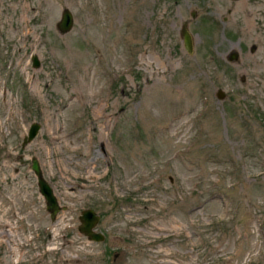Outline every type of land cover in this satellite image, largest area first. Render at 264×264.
<instances>
[{"label":"rangeland","instance_id":"rangeland-1","mask_svg":"<svg viewBox=\"0 0 264 264\" xmlns=\"http://www.w3.org/2000/svg\"><path fill=\"white\" fill-rule=\"evenodd\" d=\"M3 211L0 264H264V0H0Z\"/></svg>","mask_w":264,"mask_h":264},{"label":"water","instance_id":"water-1","mask_svg":"<svg viewBox=\"0 0 264 264\" xmlns=\"http://www.w3.org/2000/svg\"><path fill=\"white\" fill-rule=\"evenodd\" d=\"M72 23V14L68 8H62L59 16V20L56 22L57 29L60 32H64L68 30ZM180 35L184 49L187 52H192V36L183 24L180 28ZM237 56L236 51H231L229 53L228 58L230 60L235 59ZM30 61L32 66H38L39 61L36 54L30 55ZM219 95H221L219 91ZM40 124L38 121H31L26 129L25 134L22 136L20 141V146H24L28 141H30L35 134L37 133ZM29 167L32 169L33 173L36 176V184L39 193L43 196L45 201V208L48 210L50 218H53L56 212L60 209L56 198L52 192L51 186L48 181L43 177L40 166L38 164V160L35 156L30 157ZM79 224L77 228L79 231L83 232L89 239L92 240H102L104 235L94 230V225L99 219L98 213H96L92 208H83L80 210L78 214ZM14 264H22V263H14Z\"/></svg>","mask_w":264,"mask_h":264},{"label":"bare ground","instance_id":"bare-ground-1","mask_svg":"<svg viewBox=\"0 0 264 264\" xmlns=\"http://www.w3.org/2000/svg\"><path fill=\"white\" fill-rule=\"evenodd\" d=\"M248 15V14H247ZM250 15V14H249ZM246 16V15H245ZM246 20V19H245ZM247 22V21H246ZM254 22V21H253ZM249 23V22H248ZM59 227L56 225L52 230V241L55 240ZM26 237L20 236L16 231L15 225L10 218L6 217L4 211L0 213V245L5 244L8 250V255L12 256L13 260L21 259V252L19 251ZM56 246L50 247L49 251L56 250ZM11 258V257H10Z\"/></svg>","mask_w":264,"mask_h":264}]
</instances>
